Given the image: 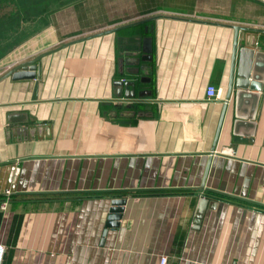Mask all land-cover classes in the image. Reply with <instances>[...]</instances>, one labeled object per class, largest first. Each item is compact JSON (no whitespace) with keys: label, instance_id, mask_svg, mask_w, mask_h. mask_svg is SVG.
<instances>
[{"label":"crops","instance_id":"crops-1","mask_svg":"<svg viewBox=\"0 0 264 264\" xmlns=\"http://www.w3.org/2000/svg\"><path fill=\"white\" fill-rule=\"evenodd\" d=\"M33 33L0 52L3 264H264V5L79 0Z\"/></svg>","mask_w":264,"mask_h":264},{"label":"rangeland","instance_id":"rangeland-1","mask_svg":"<svg viewBox=\"0 0 264 264\" xmlns=\"http://www.w3.org/2000/svg\"><path fill=\"white\" fill-rule=\"evenodd\" d=\"M77 1L79 0H0V31L12 26L13 29L8 31L9 33L24 32V34L30 33V36H34L37 33L33 32L38 31L40 28L46 29L50 26L57 9L71 7ZM82 1L91 2L92 0ZM248 1L264 5L263 0ZM38 21L42 22L40 27L37 24L34 25V22ZM29 25H31V28H29ZM33 25L35 30L32 29ZM5 32L0 34V38L9 34Z\"/></svg>","mask_w":264,"mask_h":264},{"label":"water","instance_id":"water-1","mask_svg":"<svg viewBox=\"0 0 264 264\" xmlns=\"http://www.w3.org/2000/svg\"><path fill=\"white\" fill-rule=\"evenodd\" d=\"M264 1V0H263ZM149 19L147 20H144V21H148ZM144 21H139V22H135L133 24H129L128 26H132V25H136V24H139V23H143ZM234 30H235V54H236V50H237V46H238V34L239 32L243 31L245 28L244 27H241V26H231ZM253 56L251 53H249V57ZM39 58H36L35 60H31V61H28V62H24L20 65H18L16 68H14L13 70H11L10 72L7 73V77L8 76H14L15 78H33L34 77V74H27V73H23V72H20L21 70L23 71L24 69H26L27 67L29 66H35V64L38 62ZM234 63V62H233ZM246 76V74L244 75ZM120 87H122L124 84H121V82L118 84ZM131 85H134V83H131ZM231 93V92H230ZM230 96V94H229ZM228 96V98H229ZM123 205L124 202H116V206L118 205ZM209 206V200L206 199V198H202L199 202V206H198V209H197V218L200 219L202 217V215L204 214L206 208ZM121 211L122 209L121 208H112L111 209V212H112V215L110 216V221H112L113 223H115V221H118L119 220V217H120V214H121Z\"/></svg>","mask_w":264,"mask_h":264},{"label":"built area","instance_id":"built-area-1","mask_svg":"<svg viewBox=\"0 0 264 264\" xmlns=\"http://www.w3.org/2000/svg\"><path fill=\"white\" fill-rule=\"evenodd\" d=\"M221 98L220 90H216L214 86H210L207 89V99L210 101L219 100ZM264 186V185H263ZM6 198L1 202L0 209L6 211L10 205V191H6ZM6 253V246L0 243V264H3L4 256ZM168 259L163 257L160 264H167Z\"/></svg>","mask_w":264,"mask_h":264},{"label":"trees","instance_id":"trees-1","mask_svg":"<svg viewBox=\"0 0 264 264\" xmlns=\"http://www.w3.org/2000/svg\"><path fill=\"white\" fill-rule=\"evenodd\" d=\"M34 24L36 25V22H34ZM37 24H39V23H37ZM11 29H13L12 28V26H9V27H6V28H4V29H2L1 31H0V34L2 33H4V31H6L7 33H9L8 31H10ZM13 31H15V30H13ZM5 32V33H6ZM15 32H11V33H9L8 35H5L4 37H2V38H0V51H6L8 48H9V45H8V43H9V41L14 37V36H16L17 34H20V33H23V32H17L16 34H14ZM2 49V50H1Z\"/></svg>","mask_w":264,"mask_h":264}]
</instances>
